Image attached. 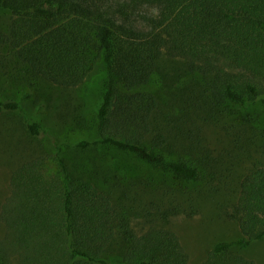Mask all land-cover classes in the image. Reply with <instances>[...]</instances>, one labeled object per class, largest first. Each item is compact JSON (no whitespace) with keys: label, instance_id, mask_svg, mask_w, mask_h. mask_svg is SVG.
<instances>
[{"label":"trees","instance_id":"trees-1","mask_svg":"<svg viewBox=\"0 0 264 264\" xmlns=\"http://www.w3.org/2000/svg\"><path fill=\"white\" fill-rule=\"evenodd\" d=\"M0 10L12 14L0 44L27 79L76 88L98 65L105 77L90 134L12 172L0 264H196L170 222L200 194L178 196L168 176L235 193L225 215L241 238L197 264H258L233 245L264 238V0H0ZM20 108L0 99V114ZM205 125L234 146L203 143ZM24 126L44 131L34 117ZM253 145L260 157L242 168ZM100 148L123 154L122 174L84 160Z\"/></svg>","mask_w":264,"mask_h":264},{"label":"rangeland","instance_id":"rangeland-1","mask_svg":"<svg viewBox=\"0 0 264 264\" xmlns=\"http://www.w3.org/2000/svg\"><path fill=\"white\" fill-rule=\"evenodd\" d=\"M11 21V12L0 10V30H7ZM18 61L13 51L0 44V99L12 98L21 102L19 110L0 114V236L7 233L1 219V210L11 192L10 179L14 169L39 153H54L55 144L59 141L75 142L90 134L105 79L102 67L98 65L82 86L66 89L42 79H27L29 77L26 68ZM27 116L43 123L44 131L40 135H29L24 126ZM244 130V126H238L229 132L242 135ZM203 132V143L217 151L234 146V142H230L232 136L226 135L222 127L205 125ZM252 148L254 155L240 164L242 168L249 167L253 160L260 157L257 147L253 145ZM72 152L75 153V150ZM85 156L87 157L84 160L95 158L100 164L113 162L115 166L112 167L110 163L111 169L122 174L123 167L119 165L124 163V156L118 151L100 148ZM104 167L108 168V165L104 164ZM155 172L162 178L168 176L162 169H155ZM122 176L124 180L132 179L130 174ZM171 177L168 176L178 196H183L189 190L200 194V198L193 205L194 209L171 216L170 222V226L181 235L193 263L201 262L217 242L241 238L237 224L228 220L225 215L228 210L226 207L229 208L230 200L235 194L231 187L226 189L224 185L213 196L196 186L197 183H190L187 187L186 181ZM149 222L148 219H143L134 228L141 232L151 225ZM233 247L258 264H264V238L246 247L238 244Z\"/></svg>","mask_w":264,"mask_h":264}]
</instances>
